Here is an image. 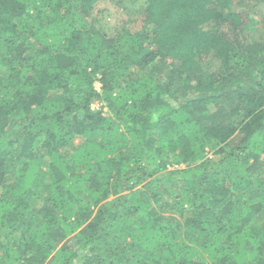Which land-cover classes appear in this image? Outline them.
<instances>
[{
	"label": "trees",
	"instance_id": "obj_1",
	"mask_svg": "<svg viewBox=\"0 0 264 264\" xmlns=\"http://www.w3.org/2000/svg\"><path fill=\"white\" fill-rule=\"evenodd\" d=\"M108 1L0 0V264H264V0Z\"/></svg>",
	"mask_w": 264,
	"mask_h": 264
},
{
	"label": "rangeland",
	"instance_id": "obj_2",
	"mask_svg": "<svg viewBox=\"0 0 264 264\" xmlns=\"http://www.w3.org/2000/svg\"><path fill=\"white\" fill-rule=\"evenodd\" d=\"M118 1H120V0H118ZM124 1H126V0H124ZM102 4L106 5L105 11L107 13L103 18L107 22H109L110 24L115 25L119 22H122V21H125L126 19H128V16L126 15V13H122V10H123L122 7L115 5L114 2L109 3V1L107 0V2H102ZM252 36L256 37V33H253ZM95 87H96V89H98L100 87L98 82H95ZM207 158L215 160L217 158V156L214 155V152L212 150L210 151L208 149L207 150ZM174 214L175 213H173V215Z\"/></svg>",
	"mask_w": 264,
	"mask_h": 264
}]
</instances>
